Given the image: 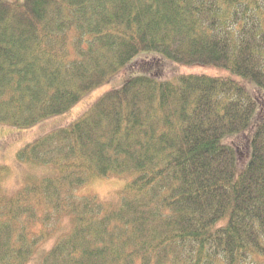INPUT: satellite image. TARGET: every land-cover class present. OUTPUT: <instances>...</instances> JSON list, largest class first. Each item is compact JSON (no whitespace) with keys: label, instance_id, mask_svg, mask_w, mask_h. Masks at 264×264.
Masks as SVG:
<instances>
[{"label":"trees","instance_id":"16d2710c","mask_svg":"<svg viewBox=\"0 0 264 264\" xmlns=\"http://www.w3.org/2000/svg\"><path fill=\"white\" fill-rule=\"evenodd\" d=\"M141 53L156 56L138 76L19 151L52 175L8 196L0 168V264H27L54 236L41 264H264V119L244 133L259 97L150 65L264 91V0H0V125L68 112ZM113 177L114 204L80 192Z\"/></svg>","mask_w":264,"mask_h":264},{"label":"rangeland","instance_id":"374dc122","mask_svg":"<svg viewBox=\"0 0 264 264\" xmlns=\"http://www.w3.org/2000/svg\"><path fill=\"white\" fill-rule=\"evenodd\" d=\"M155 57L153 53H141L135 57L130 63L141 58L136 64L130 65L127 70L119 71L112 79L96 88L95 90L84 95L80 102H78L68 112L46 119L34 127L29 129H15L9 126L0 125V168L5 170L4 180L2 181V190L6 195H12L20 189L25 183L29 181H36L45 175H52L53 170L49 167H37L32 164L24 163L17 158V155L23 147L30 145L41 136L48 135L53 130L63 129L69 125L77 122L83 117L96 101L106 92L118 87L127 75V73L134 72L128 76L127 79L138 76L137 71H143V66L150 58ZM129 63V64H130ZM151 67L155 70L156 74L162 80H173L177 75H197V76H210L219 78H228L240 82L246 91L254 98L259 97V106L263 107L261 118L257 114L250 122L249 127L245 130V134L250 138L252 137L255 126L264 119V91L253 83L234 77L228 71L217 69L214 67L200 66V65H178L169 62L167 59L159 61L157 66L155 63H150ZM142 67V68H141ZM136 71V72H135ZM116 77V78H115ZM259 111V110H258ZM259 120L256 122V120ZM236 136H228L222 140L223 143L227 142L228 138H235ZM238 173V172H237ZM124 184L123 178H108V179H92L85 183L84 187L80 190L82 194H91L96 196L100 201L107 204H114L118 201V194ZM65 225V222L63 226ZM54 238L46 239L38 244L35 251L31 255L27 264H41L44 254L53 245Z\"/></svg>","mask_w":264,"mask_h":264}]
</instances>
